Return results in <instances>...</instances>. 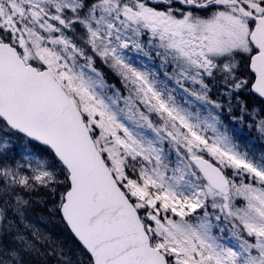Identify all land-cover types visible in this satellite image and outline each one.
<instances>
[{"label": "snow or ice", "instance_id": "obj_1", "mask_svg": "<svg viewBox=\"0 0 264 264\" xmlns=\"http://www.w3.org/2000/svg\"><path fill=\"white\" fill-rule=\"evenodd\" d=\"M0 264H264V0H0Z\"/></svg>", "mask_w": 264, "mask_h": 264}]
</instances>
